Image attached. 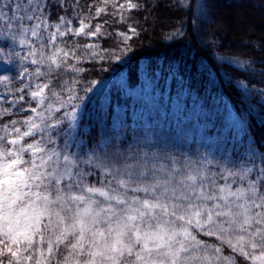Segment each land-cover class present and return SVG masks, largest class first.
Segmentation results:
<instances>
[{
  "label": "snow or ice",
  "instance_id": "obj_1",
  "mask_svg": "<svg viewBox=\"0 0 264 264\" xmlns=\"http://www.w3.org/2000/svg\"><path fill=\"white\" fill-rule=\"evenodd\" d=\"M177 3L193 11L190 0ZM145 7L0 0V264H264V138L217 160L150 144L101 151L78 131L97 84L86 74L122 60L140 35L128 24L117 48H102L109 22L93 21L123 24ZM195 11L202 18L204 0ZM13 62L18 72L3 66ZM240 88L264 101V86Z\"/></svg>",
  "mask_w": 264,
  "mask_h": 264
},
{
  "label": "trees",
  "instance_id": "obj_2",
  "mask_svg": "<svg viewBox=\"0 0 264 264\" xmlns=\"http://www.w3.org/2000/svg\"><path fill=\"white\" fill-rule=\"evenodd\" d=\"M90 2L93 0H80L85 6ZM142 2L146 7L131 12L130 19L123 24L111 15L93 21L109 22L105 27L112 35L99 39L102 48H117L121 41L115 31L127 30L128 24L136 26L140 35L129 42L132 51L124 56L123 62L105 61L86 74L87 79L97 80L116 68L121 80L115 75L95 103L87 106L78 124V131L82 127L84 133V143L90 147L101 145V149L127 145L134 130L127 131L129 124L117 132L109 130L113 113L120 109L129 122L154 97L157 105L147 111V127L158 129L162 139L176 141L186 135L193 138L198 133L209 135L215 143L214 155L219 158L231 156L234 149L239 152L246 145L261 142L264 102L254 95L246 96L240 81L261 87L264 76L257 74L253 78L247 65L237 64L246 60L257 70L264 68V25L259 28L251 22L241 30L228 31L218 18L221 11H229L231 6L241 11L264 12V0H204L202 18L195 11L197 0H190L193 11L179 7L177 0H165L167 6L159 8L153 0ZM239 14L235 12L232 16L238 18ZM176 29L184 34L165 38ZM78 40L81 44L86 41ZM83 66L92 68L88 63ZM126 87L137 88V94L128 93Z\"/></svg>",
  "mask_w": 264,
  "mask_h": 264
},
{
  "label": "rangeland",
  "instance_id": "obj_3",
  "mask_svg": "<svg viewBox=\"0 0 264 264\" xmlns=\"http://www.w3.org/2000/svg\"><path fill=\"white\" fill-rule=\"evenodd\" d=\"M98 2L99 0H97V3ZM120 2H123V0H121ZM84 10L86 11L87 9L85 8ZM109 11H111V9ZM93 12H94V9H93ZM235 12L237 14L240 13L238 18H235L232 16L233 13ZM263 13H264L263 11H258V10L256 11V10H250V9H245V10L242 9L241 11L240 8L231 6L229 11H226V10L221 11V14L218 18V22L220 25L227 26L228 28L226 27V30L228 31L229 30L231 31L233 29L241 30V27H245L246 26L245 24L249 25L251 22L254 23L255 26H258L260 28V27H263L264 25ZM73 23L74 25L77 24L75 20L73 21ZM95 23H99V22H95ZM116 31L127 32L128 27H127V30L116 29ZM5 40H6L5 37L0 36V43H4ZM85 40L86 41L84 43L89 42L87 39ZM7 43L12 44L11 41H7ZM13 47H15L17 51L20 50L18 45H13ZM115 62L121 63L123 61L121 60L120 62V61L115 60ZM17 63L18 62H13L10 65H3V66L11 67L13 72H18L19 69L16 66ZM237 65L239 66V63ZM116 70H117L116 68H113L112 72L108 76L96 80L97 84L93 86V91L86 95L83 105L80 109L79 117H78V124L80 122L82 115L86 113L87 106L93 105L95 103V99L108 87L111 79L115 75H117V80L118 81L121 80V76L118 75ZM9 75H11V73H9ZM16 86H19L18 82ZM123 86L125 87V85ZM126 90L128 93L132 95H136L138 92L137 88L135 87L133 88L126 87ZM244 93L246 96L250 97L248 93L246 92ZM156 105H157V101H156V98L154 97V101H149L144 111L140 115L138 114L133 115L132 119L129 120V122L126 120L124 115H122V112L120 109H117L113 113L111 117V121H110L111 123L109 126V130H113L117 132L120 129V127H123L127 124H129V127L127 129L128 132H130V130H134V134H133L134 136L132 140L130 139L127 145L125 146L123 145L125 149L135 148L137 145L150 144V145H157L161 151L171 150V151H175L178 153H184V154L192 153L195 156H199L200 154H207L210 157H215L217 160L221 159L218 156L214 155L213 150H214L215 143L209 135H205V134L202 135L201 133H198V135L194 138L191 135H186L185 139L180 138V139H177L176 141H170L168 139H162L161 138L162 135L160 134L161 132L158 129L148 128L147 127V124H148L147 123V111L148 109L150 110H152V108L154 109ZM233 118H234L233 112L230 111V119H233ZM235 125H236V128H238L237 122L235 123ZM112 149H109V148L101 149V151H111ZM224 157H227V156H224Z\"/></svg>",
  "mask_w": 264,
  "mask_h": 264
}]
</instances>
